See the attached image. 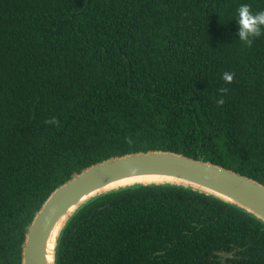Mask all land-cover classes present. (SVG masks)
<instances>
[{
    "label": "trees",
    "instance_id": "obj_1",
    "mask_svg": "<svg viewBox=\"0 0 264 264\" xmlns=\"http://www.w3.org/2000/svg\"><path fill=\"white\" fill-rule=\"evenodd\" d=\"M243 4L264 11V0H0V264H20L55 187L109 157L170 151L264 186V34L240 41ZM53 255L264 264V223L190 187L133 184L79 205Z\"/></svg>",
    "mask_w": 264,
    "mask_h": 264
},
{
    "label": "water",
    "instance_id": "obj_2",
    "mask_svg": "<svg viewBox=\"0 0 264 264\" xmlns=\"http://www.w3.org/2000/svg\"><path fill=\"white\" fill-rule=\"evenodd\" d=\"M143 174L171 176L187 183L138 181L109 186L115 181ZM150 183L181 185L213 195L245 210L264 223V186L255 180L213 163L170 151L126 153L82 168L48 194L26 227L20 264H53L55 240L60 229L72 212L89 198L133 184ZM57 223L61 224L54 236L48 263L45 245Z\"/></svg>",
    "mask_w": 264,
    "mask_h": 264
},
{
    "label": "clouds",
    "instance_id": "obj_3",
    "mask_svg": "<svg viewBox=\"0 0 264 264\" xmlns=\"http://www.w3.org/2000/svg\"><path fill=\"white\" fill-rule=\"evenodd\" d=\"M238 24H239V37L240 41L244 44L251 46L253 40L262 34V26H264V11L253 12L251 6L248 4L240 5L238 8ZM222 79L225 83H231L234 80L233 73H224ZM222 93H226L227 89H220ZM218 105H223V98L217 101ZM46 123H57L56 119L53 118Z\"/></svg>",
    "mask_w": 264,
    "mask_h": 264
},
{
    "label": "bare ground",
    "instance_id": "obj_4",
    "mask_svg": "<svg viewBox=\"0 0 264 264\" xmlns=\"http://www.w3.org/2000/svg\"><path fill=\"white\" fill-rule=\"evenodd\" d=\"M172 181V182H182V183H187L184 180H180L178 178L175 177H171V176H165V175H155V174H143V175H135V176H131V177H127L118 181L113 182L112 184H110L109 186H114V185H123V184H127V183H132V182H149V181ZM108 186V187H109ZM72 209V208H70ZM61 223H57V226L54 227V229L52 230V233L50 234L49 238L46 241V245H45V254H46V260L49 263L50 259H51V249L53 246V239L54 236L56 234V231L58 229V226Z\"/></svg>",
    "mask_w": 264,
    "mask_h": 264
}]
</instances>
